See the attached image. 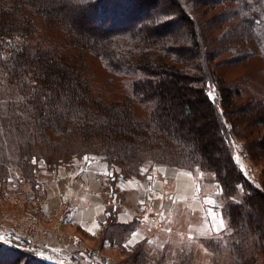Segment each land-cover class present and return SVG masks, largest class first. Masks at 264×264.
Here are the masks:
<instances>
[{
	"label": "trees",
	"instance_id": "obj_1",
	"mask_svg": "<svg viewBox=\"0 0 264 264\" xmlns=\"http://www.w3.org/2000/svg\"><path fill=\"white\" fill-rule=\"evenodd\" d=\"M257 127L264 0H0V173L89 154L125 178L145 163L199 170L222 191L234 264H263L264 191L231 140L248 138L257 159ZM113 221L121 236L135 227ZM25 256L0 243V264H46Z\"/></svg>",
	"mask_w": 264,
	"mask_h": 264
},
{
	"label": "rangeland",
	"instance_id": "obj_2",
	"mask_svg": "<svg viewBox=\"0 0 264 264\" xmlns=\"http://www.w3.org/2000/svg\"><path fill=\"white\" fill-rule=\"evenodd\" d=\"M97 69L100 74L101 71L104 72L99 66ZM102 78L99 79L98 76L96 79L95 84L98 90H101L105 84ZM112 86L110 85L107 89L110 93H120L123 90L119 82L113 83ZM210 92L213 100L219 96L216 86ZM243 130L250 133L251 128L244 127ZM253 131L258 135L264 133V128L257 127ZM231 140L234 145V157L239 167L256 187L264 191V151L259 152L261 157L253 160L247 148L248 138L232 134ZM76 157L81 156L73 155L69 159L59 160L56 164H49L42 158H33L32 166L26 173L16 166H10L0 173V234H12L19 237V240L13 244L1 243L2 245L23 253L28 259L46 264H234L236 262V257L227 242L229 231L226 230V220L223 215L225 229L219 236L216 233L208 236L187 234L184 227L174 225L173 222L172 225H167L157 234H153L148 242L145 240L140 248L134 249H127L124 246L126 234L121 236L119 231L111 230L112 225L109 224L113 221L112 219H107L106 224L95 237L83 233L78 226L69 227L62 221L64 216L62 208H57L60 203L47 205L50 197L48 189L57 170L64 167L70 168L72 159ZM113 168L116 169V167ZM193 174L197 175V181L205 191L217 190L214 193L215 203L221 212L222 191L219 185L213 182L208 174L199 170L194 171ZM58 183L62 181L59 180ZM242 195L243 190L240 189L234 200L238 202ZM78 233L82 237V242H72L73 240H70L68 236ZM190 235L192 239H189ZM53 239L72 243L75 256L67 255L60 249L53 248V245L50 246L52 243L48 242ZM207 239L214 240V243L219 246L211 247L206 242ZM104 242H108L114 249L103 248ZM81 246L92 249L90 254H95L92 260L81 255L82 252H76ZM80 256H83L82 261L79 259ZM101 256L108 258L110 262L105 263Z\"/></svg>",
	"mask_w": 264,
	"mask_h": 264
},
{
	"label": "crops",
	"instance_id": "obj_3",
	"mask_svg": "<svg viewBox=\"0 0 264 264\" xmlns=\"http://www.w3.org/2000/svg\"><path fill=\"white\" fill-rule=\"evenodd\" d=\"M85 156L92 161L85 162ZM72 162L70 168L57 170L48 189L50 197L47 203H60L57 208H62V221L69 227L78 226L83 233L95 237L108 218H114L121 225L135 223L125 241L127 249L143 245L145 240L148 242L153 234L173 222L174 225L184 227L187 234H215L204 221L208 215L207 209L211 207L204 200L215 201L214 193L217 190L205 191L198 183L196 174L165 164L145 163L138 176L125 178L120 174V169L111 167L99 155H83L73 158ZM59 180L62 183L59 184ZM214 211L218 217L222 216L219 209ZM68 237L72 242H82L79 233ZM61 239H53L48 243L67 255L75 256L72 243ZM59 244L62 245L56 247ZM104 247L113 248L108 242H104ZM91 250L81 246L76 252H82L85 258L92 260L95 254H90ZM81 257L79 259L82 261ZM100 258L105 263L110 262L106 257Z\"/></svg>",
	"mask_w": 264,
	"mask_h": 264
},
{
	"label": "snow or ice",
	"instance_id": "obj_4",
	"mask_svg": "<svg viewBox=\"0 0 264 264\" xmlns=\"http://www.w3.org/2000/svg\"><path fill=\"white\" fill-rule=\"evenodd\" d=\"M9 43H10V41H9ZM211 95H212L211 92H209L210 97H211ZM84 160H85V162H89L90 158L88 156H85ZM33 163H35V160H33ZM82 171H83V169H82ZM142 171H144V170H142ZM106 174H110V173H106ZM149 179H151V177H149ZM129 183H131V182H129ZM197 191H199V186H197ZM204 203L206 205L211 206L207 209L208 215L204 218L205 224L209 225L210 230L215 232L219 236V234L222 231H224L225 224L223 221V217L222 216L218 217L216 212L214 211V209L218 208V205H216L215 201H213L211 199H205ZM141 204H143V201H141ZM145 219H147V217H145ZM192 238L193 237L190 235L189 239H192ZM17 240H19V237H16L12 234H8V235L0 234V243L13 244ZM125 246L127 247V245H125ZM81 255H84V254L81 253Z\"/></svg>",
	"mask_w": 264,
	"mask_h": 264
}]
</instances>
